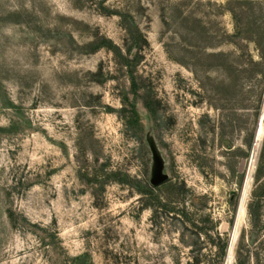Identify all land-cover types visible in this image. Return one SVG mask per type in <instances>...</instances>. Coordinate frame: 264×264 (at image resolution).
Wrapping results in <instances>:
<instances>
[{"label": "rangeland", "instance_id": "obj_1", "mask_svg": "<svg viewBox=\"0 0 264 264\" xmlns=\"http://www.w3.org/2000/svg\"><path fill=\"white\" fill-rule=\"evenodd\" d=\"M263 114L264 0H0V264H264Z\"/></svg>", "mask_w": 264, "mask_h": 264}, {"label": "trees", "instance_id": "obj_2", "mask_svg": "<svg viewBox=\"0 0 264 264\" xmlns=\"http://www.w3.org/2000/svg\"><path fill=\"white\" fill-rule=\"evenodd\" d=\"M137 31H138V35H139V37H138L136 40H134V46H139V47H141V45H142V40L146 42V38H145V36H144V33L140 30L139 27H137ZM110 43H111L110 46H109L110 49H112L116 54L122 56V59H123V62H122V63H123V65H125V66L128 67V68H130V67L132 68L133 66L135 67V65H136V63H137V60L135 59V57H134V59H133V58H131V56H129V55H125V54L122 52V49L119 47V45L114 44L112 41H111ZM130 55H131V54H130ZM252 63L257 64V63H259V62H258V61H255V60H252ZM131 68H130V69H131ZM133 82H134V84H136L135 76H134V78H133ZM132 110H133L134 121L138 122V121H139V113H138V111H137V109H136L135 104L133 105ZM263 177H264V176H263L262 172L260 171V172L258 173V176H257V181L260 182V184H258V187H259V186L261 187V185L264 184ZM155 185H160V183H157V184H155ZM256 191H257V190L254 191L255 194H256ZM219 235H221L220 232H219ZM228 244H229V240H223L222 248H221V252H222L223 255H224L225 252H226V249H227V247H228ZM237 254H238V255H237V260H236V262H235L234 264H246V261L243 259V256H242L241 252L238 251ZM231 262H232V258H230V263H231Z\"/></svg>", "mask_w": 264, "mask_h": 264}, {"label": "water", "instance_id": "obj_3", "mask_svg": "<svg viewBox=\"0 0 264 264\" xmlns=\"http://www.w3.org/2000/svg\"><path fill=\"white\" fill-rule=\"evenodd\" d=\"M264 118V114L261 116L260 120H259V123L257 125V130H256V134L258 133L259 129H260V126H261V123H262V119ZM263 122H264V119H263ZM167 178V175L165 174H159L157 176H155L152 180V182L154 184H157V183H161L162 181H164L165 179ZM232 238H233V235H232ZM232 238H231V241H232ZM236 239V238H235ZM231 243V242H230ZM230 247V245H229Z\"/></svg>", "mask_w": 264, "mask_h": 264}]
</instances>
